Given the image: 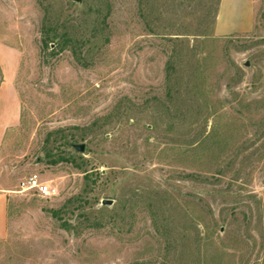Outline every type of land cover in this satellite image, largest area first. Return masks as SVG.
I'll return each instance as SVG.
<instances>
[{"label": "rangeland", "instance_id": "rangeland-1", "mask_svg": "<svg viewBox=\"0 0 264 264\" xmlns=\"http://www.w3.org/2000/svg\"><path fill=\"white\" fill-rule=\"evenodd\" d=\"M4 81L0 264H264V0H0Z\"/></svg>", "mask_w": 264, "mask_h": 264}, {"label": "crops", "instance_id": "crops-1", "mask_svg": "<svg viewBox=\"0 0 264 264\" xmlns=\"http://www.w3.org/2000/svg\"><path fill=\"white\" fill-rule=\"evenodd\" d=\"M18 121L19 105L12 94L11 86L4 81L0 86V146L7 131L16 127ZM7 197V191L0 188V239L6 233Z\"/></svg>", "mask_w": 264, "mask_h": 264}, {"label": "built area", "instance_id": "built-area-1", "mask_svg": "<svg viewBox=\"0 0 264 264\" xmlns=\"http://www.w3.org/2000/svg\"><path fill=\"white\" fill-rule=\"evenodd\" d=\"M20 192H29L38 197H47L51 195L50 187L42 182L37 174H30L22 178L18 183Z\"/></svg>", "mask_w": 264, "mask_h": 264}, {"label": "water", "instance_id": "water-1", "mask_svg": "<svg viewBox=\"0 0 264 264\" xmlns=\"http://www.w3.org/2000/svg\"><path fill=\"white\" fill-rule=\"evenodd\" d=\"M74 149H75L77 152H82V151H83V146H74Z\"/></svg>", "mask_w": 264, "mask_h": 264}, {"label": "trees", "instance_id": "trees-1", "mask_svg": "<svg viewBox=\"0 0 264 264\" xmlns=\"http://www.w3.org/2000/svg\"><path fill=\"white\" fill-rule=\"evenodd\" d=\"M53 38H54V36H53ZM53 38H51V40H53ZM45 39H46V38H45ZM48 39H49V38H48ZM43 40H44V39H43ZM63 160H64V159H63ZM52 164H55V163L52 162ZM50 213H51V215H52L53 218H57V217H56V212L51 211Z\"/></svg>", "mask_w": 264, "mask_h": 264}]
</instances>
